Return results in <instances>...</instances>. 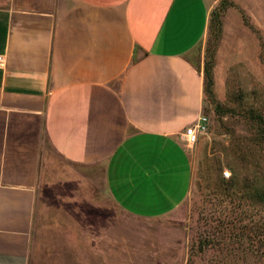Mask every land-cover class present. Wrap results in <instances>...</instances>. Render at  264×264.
Listing matches in <instances>:
<instances>
[{
	"label": "crops",
	"instance_id": "0c3cea01",
	"mask_svg": "<svg viewBox=\"0 0 264 264\" xmlns=\"http://www.w3.org/2000/svg\"><path fill=\"white\" fill-rule=\"evenodd\" d=\"M210 19L207 0H0V264H30L37 252L78 264V218L60 209L94 197L82 187L94 166L133 219L187 201L183 133L204 96L190 55Z\"/></svg>",
	"mask_w": 264,
	"mask_h": 264
},
{
	"label": "rangeland",
	"instance_id": "374dc122",
	"mask_svg": "<svg viewBox=\"0 0 264 264\" xmlns=\"http://www.w3.org/2000/svg\"><path fill=\"white\" fill-rule=\"evenodd\" d=\"M207 2L210 25L190 55L203 74L202 115L209 118L207 133L189 147L191 193L166 217L136 220L94 166L82 185L91 184L94 197L83 193L72 208L60 209L62 217L78 218L72 225L78 264H87L86 232L94 234L88 242L94 264H264V0ZM86 217L94 219L88 231ZM102 229L107 236L99 241ZM46 243L52 250L53 242ZM61 249H68L65 242ZM52 253L37 252L30 264L64 261Z\"/></svg>",
	"mask_w": 264,
	"mask_h": 264
},
{
	"label": "built area",
	"instance_id": "2783aa9c",
	"mask_svg": "<svg viewBox=\"0 0 264 264\" xmlns=\"http://www.w3.org/2000/svg\"><path fill=\"white\" fill-rule=\"evenodd\" d=\"M2 57L0 56V62ZM209 126V118L206 115H201L197 122L190 127H187L183 133L184 140L189 147L198 143L200 135L207 133Z\"/></svg>",
	"mask_w": 264,
	"mask_h": 264
},
{
	"label": "trees",
	"instance_id": "16d2710c",
	"mask_svg": "<svg viewBox=\"0 0 264 264\" xmlns=\"http://www.w3.org/2000/svg\"><path fill=\"white\" fill-rule=\"evenodd\" d=\"M214 17H215V15L212 16V21H213V22L211 21L212 24L214 23V21H216V18L214 19Z\"/></svg>",
	"mask_w": 264,
	"mask_h": 264
}]
</instances>
